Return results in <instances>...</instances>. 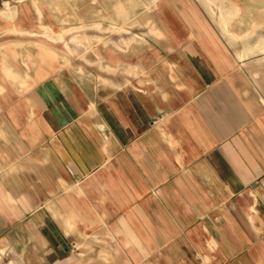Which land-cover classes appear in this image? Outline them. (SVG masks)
<instances>
[{"label": "crops", "instance_id": "obj_1", "mask_svg": "<svg viewBox=\"0 0 264 264\" xmlns=\"http://www.w3.org/2000/svg\"><path fill=\"white\" fill-rule=\"evenodd\" d=\"M171 64L168 89L140 77L126 90L2 104L0 231L46 222L64 238L50 226L61 203L78 226L117 198L144 218L126 217L139 253L153 244L172 264H264V99L236 83L212 89L203 64Z\"/></svg>", "mask_w": 264, "mask_h": 264}, {"label": "rangeland", "instance_id": "obj_2", "mask_svg": "<svg viewBox=\"0 0 264 264\" xmlns=\"http://www.w3.org/2000/svg\"><path fill=\"white\" fill-rule=\"evenodd\" d=\"M172 62L210 68L212 89L236 83L264 99V0H0V106L126 90L140 77L148 89H168ZM113 201L111 213L87 212L78 226L72 202L61 203L69 209L50 226H63L64 238L46 222L2 229L0 264H172L166 246L160 259V246L139 253L126 217L144 218Z\"/></svg>", "mask_w": 264, "mask_h": 264}]
</instances>
